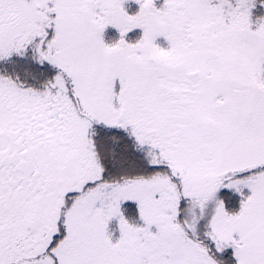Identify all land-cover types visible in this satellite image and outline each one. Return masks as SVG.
I'll return each instance as SVG.
<instances>
[{
  "label": "snow or ice",
  "instance_id": "obj_1",
  "mask_svg": "<svg viewBox=\"0 0 264 264\" xmlns=\"http://www.w3.org/2000/svg\"><path fill=\"white\" fill-rule=\"evenodd\" d=\"M0 264H264V0H0Z\"/></svg>",
  "mask_w": 264,
  "mask_h": 264
}]
</instances>
